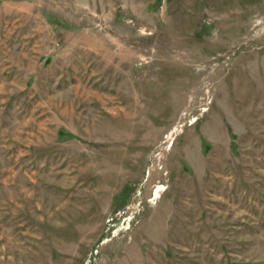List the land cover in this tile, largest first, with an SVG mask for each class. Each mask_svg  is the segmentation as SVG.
I'll return each mask as SVG.
<instances>
[{
  "label": "rangeland",
  "instance_id": "obj_1",
  "mask_svg": "<svg viewBox=\"0 0 264 264\" xmlns=\"http://www.w3.org/2000/svg\"><path fill=\"white\" fill-rule=\"evenodd\" d=\"M0 264H264V0H0Z\"/></svg>",
  "mask_w": 264,
  "mask_h": 264
}]
</instances>
